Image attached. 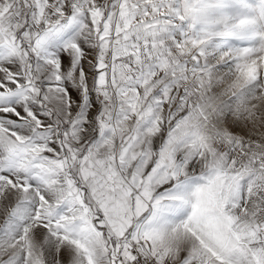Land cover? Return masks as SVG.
<instances>
[{
	"label": "snow or ice",
	"instance_id": "6c2138e0",
	"mask_svg": "<svg viewBox=\"0 0 264 264\" xmlns=\"http://www.w3.org/2000/svg\"><path fill=\"white\" fill-rule=\"evenodd\" d=\"M0 264H264V0H0Z\"/></svg>",
	"mask_w": 264,
	"mask_h": 264
}]
</instances>
